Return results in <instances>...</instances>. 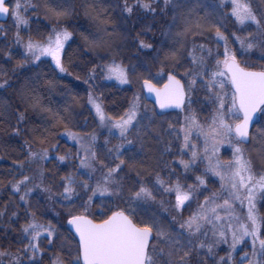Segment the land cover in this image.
<instances>
[{"label":"snow or ice","instance_id":"snow-or-ice-1","mask_svg":"<svg viewBox=\"0 0 264 264\" xmlns=\"http://www.w3.org/2000/svg\"><path fill=\"white\" fill-rule=\"evenodd\" d=\"M260 5L255 7L251 0H221L220 5L209 0H123L122 7L117 3L106 8L99 0H82L77 11L73 0H16L14 6L0 0V16H11L17 29L14 44L23 48L13 72L35 73L17 89L16 103L0 101L7 143L23 138L21 158L13 160L7 181L18 200L11 211L8 205L0 209V221L8 216L9 226L19 223L21 209L25 220L19 229L12 228L18 232L20 247L15 252L0 248V264L5 260L44 264L46 251L54 253L48 264H264V66L254 70L245 55L258 48L264 60V0ZM112 7L120 8L125 19L137 9L154 20L159 16L164 27L161 35L166 38L159 47L143 38L154 25H143L131 37L133 47L151 59L155 75L150 70L137 75L135 67L118 59L120 47L112 39L118 29L109 27L114 25ZM221 7H230L227 17L241 26L238 31L224 28ZM41 8L52 22L50 31L44 38L23 40L20 29L29 25L27 11ZM80 14L95 29L81 33L85 52L93 54L87 57L84 82L92 88L98 75L120 85L135 79L142 91L155 98L149 110L142 107L141 95L134 94L127 109L114 116L89 91L88 104L98 128L107 132L101 151H97L95 130H68L71 103L65 102L63 112L53 111L38 91L43 58H50L59 73L73 74L65 45L73 35L69 21ZM120 34L124 39L130 35ZM3 55L9 61L14 58L11 49ZM5 76L0 71V89L12 87ZM57 82L55 77L47 79L44 86L51 92ZM171 110L182 114V119H168ZM30 111L47 113L49 122L32 126ZM60 126L66 129L63 135L78 145L75 153L54 155L59 152L54 137L60 135L54 130ZM254 141L261 146L242 147ZM225 147L232 151L227 160L220 156ZM70 159L79 160L78 167L88 170L86 178L78 183L67 175L59 186L46 184L45 165ZM95 173L100 176L93 185ZM182 179L192 183L182 184ZM217 182L218 187L210 190L209 184ZM40 193L64 209L57 215L66 221L70 235L74 233V254L70 251L66 257L63 244L56 248L59 222H41L31 210ZM158 197L167 215L152 208ZM192 202L196 211L185 218L183 213ZM94 204L99 211L93 210ZM0 231L5 238L9 235ZM219 250L225 254L219 255Z\"/></svg>","mask_w":264,"mask_h":264},{"label":"trees","instance_id":"trees-1","mask_svg":"<svg viewBox=\"0 0 264 264\" xmlns=\"http://www.w3.org/2000/svg\"><path fill=\"white\" fill-rule=\"evenodd\" d=\"M15 2L16 0H11L10 5L14 6ZM73 2L77 11H80L82 0H73ZM99 2L106 8H108L109 5L115 6L117 3H119L120 7L123 6V0H99ZM129 2L132 3L133 0H129ZM209 2L216 5L221 4V0H209ZM227 2L230 3V0H227ZM251 2L255 7H261L260 0H251ZM219 11L225 13V19L223 21L224 28L227 29L228 32L238 31L241 26L235 24L232 19L227 17V13L230 12V7H221ZM109 14L113 16L114 20V25H109V27L111 28L115 26L118 29V34L112 37L115 44L120 47V56L118 59L122 58L129 68L135 67L137 69V75H140L141 71H143L144 75H147V71L144 70H150L154 75L155 69L152 66L151 59L143 56L133 47L131 37H134L137 32L141 31L143 25H154V29L152 31H146L143 38L147 39L149 42L154 41L157 47H159L160 42L166 40V38L161 35L164 31V27L159 16L154 20L150 14L137 9L136 14L125 19L120 8L116 7L109 8ZM26 16L29 25L27 28L23 26L21 27L20 32L22 39L27 40L29 36L34 40L44 38L47 35V32L50 31L52 22L50 19L45 18L43 9L41 8L35 11L29 9ZM69 23L73 25V27L69 29L73 32V35L72 39L68 41L65 47V52L70 58L69 68L70 70H74L73 74L60 75L53 65H51V62L43 58L44 63H42L38 69V71L41 72L38 91L43 97V103L53 109V111L63 112V109L66 106L65 102L71 103L73 117L69 123L68 130L73 132H81V130L92 132L95 130L98 134L97 151H101L103 150L102 146L107 132L104 129L98 128V120L95 118V111L91 108V105L88 104L87 97L89 91H91L93 95L98 96L103 102L105 111L114 116L122 114L123 111L127 109L134 94L139 93L141 95L142 107L146 106L150 110L153 105L144 98L141 90V82L136 81L135 79L129 85H120L116 81L105 80L98 75L94 82V87L90 88L89 84L84 82V77L89 72V67L86 66L89 64L87 57L93 54L85 52L81 33L88 30L95 31V29L90 28V22L82 14L73 18ZM0 29H4L6 32V35L5 32H0V71L6 73L4 78L12 85L10 88L0 89V101L5 103H16L17 89L23 84L26 77L34 76L35 73L28 71L27 69L23 70V74L19 69H17L15 73L13 72V69L16 68V59L20 58L23 53V48L14 44V35L17 29L11 16L7 22L0 23ZM120 33H123L124 35L130 34L129 38L124 39V36ZM242 35L246 36L247 32H244ZM234 47L239 48V45L235 44ZM8 49H11V52L14 54V58L11 61L4 58L3 55V51ZM245 55L248 64L252 65L254 70H259L264 66V60L260 58L261 52L258 48ZM97 62L99 63V61ZM77 75H79V79L77 78ZM54 77L58 82L56 88L50 92L48 88L44 86V81ZM0 82H2V80H0ZM73 96L76 97V100H73ZM172 115L169 116L168 119L174 120L178 117V115ZM28 116L32 126H42L49 122L47 113H34L30 111ZM11 122L14 123V121ZM6 127L7 124H0V145H3V147H0V179L4 181L3 184H0V209L5 205H8L9 210L11 211V209L15 207L18 196H13L11 194L10 188L7 186V181L11 179L9 171L11 167H13V160L21 158L19 145L23 144V138L12 140L11 145L9 146L7 143L9 141V134L4 132ZM54 131L60 133V135L54 137V140L57 142L56 146L59 148V152L54 155L75 153L78 150V145H76L74 141L68 139L67 136L63 135L66 131L63 126L58 127ZM117 142L118 141L116 140H112L111 143L115 144ZM79 163V160L70 159L63 164H60L59 161H56L55 164H46L45 175L46 177H49V179H46L45 183L59 186L63 182L62 178L67 175H72L79 183L86 178L88 172L87 169H80L78 167ZM131 175L134 176V173ZM99 176V173L93 174L90 182L94 185L97 179H99ZM212 189L215 190V188ZM59 191H62V189H59ZM81 195L83 196L84 193L81 192ZM33 196H36V193H33ZM98 201L99 198L97 203ZM80 202L81 201L77 198V203L79 204ZM32 203L33 207L31 210L36 211L41 222H47L48 220H51L54 224H56L57 221L59 222L57 226L58 231L61 232V237L56 246L57 250L59 249V245L63 244V253L66 257L67 253L70 251L74 254L75 244L72 240L73 235H70L69 230H66V221H64L62 216L57 215V213H63L64 209L59 205H53L47 200L46 194L44 193L39 194V203H37L36 200H33ZM154 206L158 207L157 204ZM158 208H156L157 211ZM93 210L99 211L96 204L93 205ZM20 215L21 218L19 223H13L11 226H9L8 223V216H5L4 220L0 221V228L7 230L9 233L5 238L3 232L0 231V248H7L10 251L15 252L16 249L20 247L18 243V232L12 231V228L19 229L20 224L25 222L22 209ZM48 247L49 246L45 244V248ZM53 254V251L45 252L44 264H48V259L51 258ZM221 254L223 253L219 250V255Z\"/></svg>","mask_w":264,"mask_h":264},{"label":"rangeland","instance_id":"rangeland-1","mask_svg":"<svg viewBox=\"0 0 264 264\" xmlns=\"http://www.w3.org/2000/svg\"><path fill=\"white\" fill-rule=\"evenodd\" d=\"M68 43V42H67ZM67 43H66V45H67ZM66 45H65V47H66ZM211 46V45H210ZM44 59H46V60H48V61H50L51 62V60H50V58H44ZM51 65H53L52 64V62H51ZM53 67H54V65H53ZM55 68V67H54ZM59 73V72H58ZM60 75H63V74H61V73H59ZM155 75V74H154ZM173 116V115H172ZM182 119V114H180L177 118H175L174 120H172V121H176L177 119ZM201 118V120H203L204 119V117L203 116H201L200 117ZM171 120V119H170ZM254 131V130H253ZM261 145H259V143H257V142H253V143H251V144H249V145H247V146H242V147H244V148H246V149H257V148H259ZM231 155H232V151H231V149L230 148H228V147H225V148H223L222 150H221V153H220V156H221V159H224V160H227V159H229L230 157H231ZM255 155H256V153H255V151H253V157H255ZM167 159V158H166ZM179 170V169H178ZM201 170H203L202 168H201ZM180 171H182V170H180ZM192 174L190 173L189 174V176H191ZM193 179H194V177H193ZM213 179H215V178H213ZM181 183L182 184H190V183H192V179H188V180H181ZM215 187H218V182H217V185L216 186H213L212 184H209V189L211 190L212 188H215ZM213 190V189H212ZM159 199H160V197H158V202H157V206L159 207ZM163 199L165 200V202H166V204H167V201L169 200V197H167V196H165V197H163ZM171 201L172 202H174V194L172 195V197H171ZM154 205H156V204H154ZM154 205H152V208H154L155 210H156V208H158V207H156V206H154ZM196 208H197V205H196V203L195 202H192V206H191V208H188L184 213H183V216L185 217V218H187V216L190 214V213H192V212H195L196 211ZM157 211V210H156ZM158 212L163 216V215H166V213L164 212V210L163 209H161L160 207L158 208ZM262 212H264V209H262ZM170 219V218H169ZM225 246H221V249H223ZM221 251V253H223V254H221V255H224L225 253H224V251L223 250H220ZM5 264H7V260H5Z\"/></svg>","mask_w":264,"mask_h":264},{"label":"water","instance_id":"water-1","mask_svg":"<svg viewBox=\"0 0 264 264\" xmlns=\"http://www.w3.org/2000/svg\"><path fill=\"white\" fill-rule=\"evenodd\" d=\"M10 2V0H7V3H9ZM9 18V16L8 17H4V16H0V22H5V21H7V19ZM144 92V94H145V97L148 99V100H150L152 103H155V98H154V96H151V95H149L146 91H143ZM172 112H176V110H171ZM250 131H252V130H250ZM73 235H74V233H72Z\"/></svg>","mask_w":264,"mask_h":264}]
</instances>
